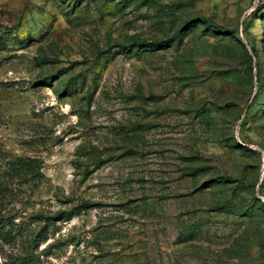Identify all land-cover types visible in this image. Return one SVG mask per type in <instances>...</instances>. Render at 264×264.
<instances>
[{
  "label": "rangeland",
  "instance_id": "1",
  "mask_svg": "<svg viewBox=\"0 0 264 264\" xmlns=\"http://www.w3.org/2000/svg\"><path fill=\"white\" fill-rule=\"evenodd\" d=\"M0 264H264V0H0Z\"/></svg>",
  "mask_w": 264,
  "mask_h": 264
},
{
  "label": "trees",
  "instance_id": "2",
  "mask_svg": "<svg viewBox=\"0 0 264 264\" xmlns=\"http://www.w3.org/2000/svg\"><path fill=\"white\" fill-rule=\"evenodd\" d=\"M249 59V58H248ZM42 164L38 159L29 157H19L7 163V173L11 176H19L26 179L27 182H38L42 178ZM74 208L67 216L73 217L86 208Z\"/></svg>",
  "mask_w": 264,
  "mask_h": 264
}]
</instances>
